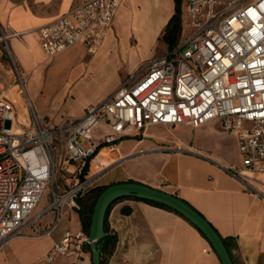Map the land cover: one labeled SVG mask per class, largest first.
I'll list each match as a JSON object with an SVG mask.
<instances>
[{"label":"crops","instance_id":"obj_1","mask_svg":"<svg viewBox=\"0 0 264 264\" xmlns=\"http://www.w3.org/2000/svg\"><path fill=\"white\" fill-rule=\"evenodd\" d=\"M186 1H181L182 13ZM80 2L0 0V27L7 32L12 59L0 45V90H6L10 97L12 89L20 88L18 77H22L33 108L52 124L65 117H81L87 106L103 101L127 81L125 75L126 81L120 78L105 91L89 96L85 93L83 96L75 88L78 83H87L86 75L93 63L103 61L110 48L118 44L117 31L134 30L142 43L154 47L164 42L168 50L163 33L177 7L176 0H124L96 53H89L84 44L78 43L47 57L40 46L38 28ZM153 57L156 56L137 60L128 75ZM21 93L20 90V96ZM177 126L187 138H177L172 144L155 138ZM108 130L101 123L94 130L95 137H102ZM133 133L136 137L131 136ZM93 162L101 170L93 172L94 164L89 166L87 172L97 174L91 188L139 181L177 195L218 230L234 264H264V199L260 196L264 193V175L256 171L238 172L243 158L237 134L223 131L218 121L200 127L151 125L144 131L125 135L115 145L102 147ZM74 169L71 165L66 170L72 183ZM67 184L68 187L71 182ZM54 216L53 211L44 214L38 228H49ZM107 224L117 241L114 251L106 257V264H223L203 232L171 209L135 198L120 199L110 207ZM80 228L83 225L78 208L68 205L61 223L50 235H39L37 228L30 226L13 237L0 249V264H93L88 246L81 252L57 256L52 262L44 260L66 230Z\"/></svg>","mask_w":264,"mask_h":264},{"label":"built area","instance_id":"obj_2","mask_svg":"<svg viewBox=\"0 0 264 264\" xmlns=\"http://www.w3.org/2000/svg\"><path fill=\"white\" fill-rule=\"evenodd\" d=\"M123 1L81 0L40 26L39 42L46 56L78 43L96 53ZM246 1L187 0L185 15L192 32L173 49L149 59L128 84L87 106L81 117H65L57 124L40 117L19 76L30 108L28 124L20 126L14 102L0 90V249L30 226L39 235H50L65 207L79 209L77 199L91 189L97 174L84 171L100 149L151 125L200 127L218 121L223 131L237 134L243 158L238 172L264 175V0ZM101 123L109 130L95 137ZM71 165L74 181L62 189L58 172ZM48 189L50 203L34 214ZM260 196L264 199V193ZM51 211L52 225L40 230L41 217ZM87 245L88 231L68 229L44 260L81 252Z\"/></svg>","mask_w":264,"mask_h":264},{"label":"rangeland","instance_id":"obj_3","mask_svg":"<svg viewBox=\"0 0 264 264\" xmlns=\"http://www.w3.org/2000/svg\"><path fill=\"white\" fill-rule=\"evenodd\" d=\"M222 3H227L229 1L233 0H217ZM246 1V0H242ZM251 0H247L246 2H249ZM182 14V25H183V36H187L192 32V27L189 24V21L185 15V9H183ZM4 33V34H3ZM117 37L119 39V42L116 46H112L110 48L109 54L107 57L101 61V62H95L93 63L92 70L86 75L87 83L83 85V83H78L75 88L78 93H85L86 96H89L90 94H96L100 93L102 91H105L107 88L111 87L114 82L118 79L125 80V75L127 76L126 82L124 84H128V80L131 79L132 75H128L129 68L132 67V65L139 59L145 58L148 56V58L152 56H158L162 55L165 52H167L166 45L164 42H161L159 45H155L154 47H151L152 45L147 43H142L140 41L139 34H137L134 30H126V31H117ZM7 38V32L5 29L0 27V45L3 48L5 54L10 58V53L8 46L6 44ZM151 53H154L153 55H150ZM150 55V56H149ZM145 62L142 64L144 65ZM13 65V69L15 73L17 74L16 68ZM20 86V85H19ZM21 90L22 96L19 95ZM85 94L83 96H85ZM11 100L15 104L16 108V118L17 123L20 126H26L29 122V116H30V108L28 106V103L26 101V95L20 86V88H14L11 91L10 95ZM24 103V104H23ZM24 106L26 109H24ZM175 127V126H172ZM95 135V133H94ZM131 136L136 137V134H131ZM159 136V137H158ZM159 138L160 142L164 144H172L175 142L177 138H187L188 135L183 132L179 126H177L172 132H162L159 135L155 136V138ZM161 143V144H162ZM110 153H113L110 149H108ZM233 148H231V153L233 154ZM94 164V162H93ZM101 170V167H97L95 164L93 165V172ZM70 175L66 173V171H60L58 172V179H57V185L61 188H67V183H70L72 185V181L69 177ZM82 179V177H81ZM51 201V190L48 189L38 206V208L35 210L34 214H37L40 210L45 208Z\"/></svg>","mask_w":264,"mask_h":264},{"label":"water","instance_id":"obj_4","mask_svg":"<svg viewBox=\"0 0 264 264\" xmlns=\"http://www.w3.org/2000/svg\"><path fill=\"white\" fill-rule=\"evenodd\" d=\"M122 197H136L162 203L181 213L197 226L212 244L223 264H234L231 254L213 225L191 204L177 195L152 187L139 181L110 184L98 197L89 228V245L93 264H102L98 241L106 235L105 219L111 203Z\"/></svg>","mask_w":264,"mask_h":264},{"label":"trees","instance_id":"obj_5","mask_svg":"<svg viewBox=\"0 0 264 264\" xmlns=\"http://www.w3.org/2000/svg\"><path fill=\"white\" fill-rule=\"evenodd\" d=\"M181 1L182 0H176V4H177L176 12L170 18V20H169V22H168V24L166 26V29H165V31L163 33V39L166 42V44L168 45V49H173L175 46H177L179 44L180 39H181L182 34H183L182 15H181V13H182V11H181ZM88 168H89V165L86 166L85 171H84L85 173L88 171ZM106 187L107 186H96V187H93V188L89 189L84 195L80 196L77 199V203L80 206L79 209H78V212L80 213V216H81L82 225H83V228L86 231H88V232H89V228H90V225H91L92 214L94 212L95 204L97 202L98 197L106 189ZM126 198H135V199H138V200L146 201V202L151 203V204L156 205V206H160V207H164V208L176 211V210L172 209L171 207H169L167 205H164L162 203H158V202H155V201L142 199V198L122 197V198H119V199L115 200L113 203L110 204V206H109V208L107 210V213H106V219H105L106 235L98 241V243L100 245V250H101V262H102V264H106V257L108 255H110L114 251V248H115V245H116V241H117L116 234L111 231V229L109 228V226L107 224L108 211H109L110 207L115 202H117L120 199H126ZM186 202H188V201H186ZM176 212L179 213L178 211H176ZM179 214L182 215L181 213H179ZM216 231L218 232L217 229H216ZM222 239L224 240V242L226 244L225 239L223 237H222ZM87 246H88V248H90V245H87Z\"/></svg>","mask_w":264,"mask_h":264}]
</instances>
